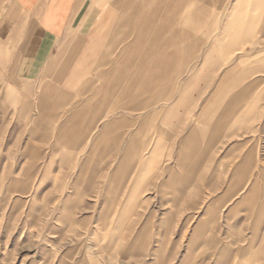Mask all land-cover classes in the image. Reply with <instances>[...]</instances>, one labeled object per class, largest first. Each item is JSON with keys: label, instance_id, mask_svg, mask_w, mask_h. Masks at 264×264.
Here are the masks:
<instances>
[{"label": "rangeland", "instance_id": "obj_1", "mask_svg": "<svg viewBox=\"0 0 264 264\" xmlns=\"http://www.w3.org/2000/svg\"><path fill=\"white\" fill-rule=\"evenodd\" d=\"M115 1L90 0L83 17L87 20L80 26L109 31L105 46L116 61L126 57L127 46L135 41L136 66L140 67L136 73H143L145 52L155 48L153 93L158 86L168 88L169 99L208 55V62L219 61L211 70L212 85L235 63L249 65L250 78L263 79L252 97L241 103L240 109L253 115L232 128L241 134H226L215 143L199 145L197 157L191 159L197 164L184 166L185 176L195 180L179 184V192L169 188L162 199L155 183L133 201L113 197L117 192L107 183V190L87 197L83 183L59 180L62 167L50 172L48 164L54 158L47 157V143L38 142L37 131L33 138V101L40 86L30 84L32 61L26 36L34 26L14 0H0V264H216L218 245L230 249L222 257L231 264L243 256L244 264H264V215L259 223L258 198L247 195L264 172V70L254 68L264 61V53L250 52L257 40L262 44L264 39L223 36L225 22L234 33L242 17L255 15L253 1L197 3L191 8L202 9L205 16L189 22L174 13L153 17L144 26L151 30L149 37L140 36L143 19L134 14L135 7L161 8L165 15L189 6L149 1L127 5L125 11ZM94 18L104 22L93 23ZM132 31L135 38L127 36ZM173 33L189 37L184 45L164 48L166 36L161 35ZM174 61V74L168 79L162 71ZM246 155L250 165L240 175L238 164ZM122 202L130 206L120 207ZM202 219L200 233L194 231ZM246 247L242 256L237 253Z\"/></svg>", "mask_w": 264, "mask_h": 264}, {"label": "crops", "instance_id": "obj_2", "mask_svg": "<svg viewBox=\"0 0 264 264\" xmlns=\"http://www.w3.org/2000/svg\"><path fill=\"white\" fill-rule=\"evenodd\" d=\"M14 1L34 26L33 32L26 36L32 61L33 79L30 84L40 86L38 97L33 101V138L36 139L37 131L38 142L47 143V157L54 158V162L48 164L50 172L62 167L63 177L59 180L83 183V189L89 191L87 197L98 196L92 192L107 190V183H111V191L117 192L112 194L113 197H127L133 201L145 196L155 183H159L162 199L168 196L169 188L179 192V184L195 180L185 176L184 166L197 164L192 160L197 157L195 150L199 145L215 143L226 134H241L232 128H237L243 119L253 115L250 110L240 109L241 103L252 97L263 79L250 78L249 65L233 64L212 85L211 70L218 66L219 61L208 62L207 55L201 66L192 70L167 99L168 88L158 86L152 92L154 68L151 63L157 55L155 48L150 47L145 52L142 78L143 73H136L140 67L136 66L135 41L127 46L126 57L116 61L114 52L105 46L108 37L105 34L109 31L81 28L80 23L87 20L83 17L90 0ZM149 1L177 3L189 8L164 15L161 8L135 7L134 14L143 19L140 26V31L144 32L140 36L143 37L151 36V30L144 29L151 18L161 19L174 13L173 16L187 19L184 21L201 19L205 12L191 6L209 0H116L115 4L125 7L126 11L127 5L147 4ZM252 1L255 15L242 17L239 24L235 23L234 33L228 31L225 22L224 37L264 39V0ZM240 13L243 14L242 11ZM101 20L94 18L93 23L104 22ZM135 32H129L127 36L135 38ZM165 36V42H161L164 48L184 45L189 37L182 33L161 35ZM250 52L264 53V41L261 44L257 40L255 50ZM174 66L175 61L169 70L162 71L164 77L171 79ZM254 68L264 70V61L257 62ZM242 83L238 91V85ZM141 94L143 98L139 99ZM249 160V155H246L239 162L240 175L249 167ZM257 177L247 195L258 198L257 219L261 223L263 218L260 217L264 215V172ZM129 206L125 202L120 205ZM162 218L166 219V214ZM189 220L187 217V222ZM202 222L203 219L194 231L200 233ZM216 248L219 252L216 264H231L222 257L230 249L219 245ZM246 249L237 253L241 255ZM245 259V256L240 257L234 264H244Z\"/></svg>", "mask_w": 264, "mask_h": 264}]
</instances>
